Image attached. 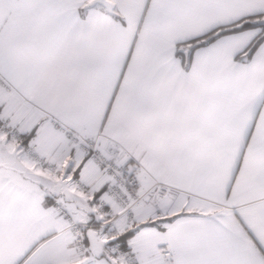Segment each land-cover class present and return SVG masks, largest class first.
Masks as SVG:
<instances>
[{
	"label": "snow or ice",
	"instance_id": "6c2138e0",
	"mask_svg": "<svg viewBox=\"0 0 264 264\" xmlns=\"http://www.w3.org/2000/svg\"><path fill=\"white\" fill-rule=\"evenodd\" d=\"M40 22L69 75L110 90L95 124L26 117L0 92V264H264V233L209 212L199 185L146 157L121 117L190 133L227 110L264 129V0H0ZM2 26V25H0Z\"/></svg>",
	"mask_w": 264,
	"mask_h": 264
},
{
	"label": "crops",
	"instance_id": "0c3cea01",
	"mask_svg": "<svg viewBox=\"0 0 264 264\" xmlns=\"http://www.w3.org/2000/svg\"><path fill=\"white\" fill-rule=\"evenodd\" d=\"M0 25V76L12 86L24 116L99 126L112 112L110 90L72 78L53 53L42 23L9 6L0 14ZM121 130L156 165L194 180L196 198L210 205L213 214L228 213L237 235L248 239L241 215L254 233H264V129L254 128L246 138L227 110H206L190 140L188 133L156 118L122 115ZM204 243L222 264L229 259L214 235L204 237Z\"/></svg>",
	"mask_w": 264,
	"mask_h": 264
},
{
	"label": "built area",
	"instance_id": "2783aa9c",
	"mask_svg": "<svg viewBox=\"0 0 264 264\" xmlns=\"http://www.w3.org/2000/svg\"><path fill=\"white\" fill-rule=\"evenodd\" d=\"M1 76H0V91L4 92L5 94H8L9 92H13V88L10 84L6 83Z\"/></svg>",
	"mask_w": 264,
	"mask_h": 264
}]
</instances>
